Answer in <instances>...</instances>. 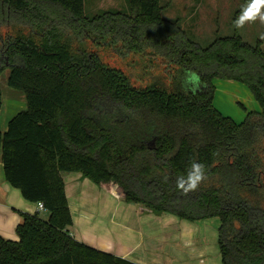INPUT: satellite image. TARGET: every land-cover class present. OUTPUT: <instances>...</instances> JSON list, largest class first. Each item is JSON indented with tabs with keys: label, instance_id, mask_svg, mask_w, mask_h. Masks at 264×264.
<instances>
[{
	"label": "trees",
	"instance_id": "16d2710c",
	"mask_svg": "<svg viewBox=\"0 0 264 264\" xmlns=\"http://www.w3.org/2000/svg\"><path fill=\"white\" fill-rule=\"evenodd\" d=\"M127 2V14L86 17L83 0H0V73L26 103L0 132V163L48 214L0 238V264H134L67 234L62 172L117 186L153 214L217 217L222 264H264V29L252 45L235 29L202 47L162 19L159 0ZM104 47L129 59L126 74L103 63ZM216 79L246 85L260 112L222 116ZM193 160L207 179L184 194L176 178Z\"/></svg>",
	"mask_w": 264,
	"mask_h": 264
},
{
	"label": "crops",
	"instance_id": "0c3cea01",
	"mask_svg": "<svg viewBox=\"0 0 264 264\" xmlns=\"http://www.w3.org/2000/svg\"><path fill=\"white\" fill-rule=\"evenodd\" d=\"M5 95L0 132L26 109L21 92L9 88ZM253 112H260L258 104ZM61 177L71 217L65 230L76 241L134 264H222L219 220L187 223L169 213L153 214L141 204L126 203L117 186L95 185L77 172H62ZM36 212L44 219L48 216L6 182L0 163V238L17 241L22 216Z\"/></svg>",
	"mask_w": 264,
	"mask_h": 264
},
{
	"label": "rangeland",
	"instance_id": "374dc122",
	"mask_svg": "<svg viewBox=\"0 0 264 264\" xmlns=\"http://www.w3.org/2000/svg\"><path fill=\"white\" fill-rule=\"evenodd\" d=\"M83 2L86 17H92L103 11L128 13L127 0H83ZM247 2L248 0H159L162 19L167 21L178 19L180 28L184 29L188 37L202 47H206L215 37L229 36L235 29L245 42L254 44L264 29V25L260 24L258 20L255 23L246 24L241 29L234 28L233 19L237 18L241 8ZM262 48L264 49V45ZM98 56L103 63L120 70L122 73L126 74L131 67L129 59L122 58L114 51L105 49V47L98 53ZM8 73L9 69L0 73L2 99L7 97L5 94L9 89L6 86ZM213 84L212 105L222 116L230 118L235 124H240L246 113L254 111V107L257 110V103L253 100L246 85L229 79H216L213 80ZM140 85L145 86V83ZM115 188L123 198L122 190L119 187ZM117 192L115 193L117 194ZM181 220L187 223L197 222ZM216 220L219 219L217 217L207 219V221H214V223ZM181 228L182 226H179V229Z\"/></svg>",
	"mask_w": 264,
	"mask_h": 264
},
{
	"label": "clouds",
	"instance_id": "9594fccd",
	"mask_svg": "<svg viewBox=\"0 0 264 264\" xmlns=\"http://www.w3.org/2000/svg\"><path fill=\"white\" fill-rule=\"evenodd\" d=\"M257 20L264 25V0H248L241 8L239 15L234 21V26L237 29H241L246 24L255 23ZM261 38L264 39V34L261 35ZM186 83L195 84L197 90L204 84V82L199 81V77L194 73L186 80ZM167 179V177L164 178L165 182H167ZM206 179L205 165L193 160L186 176L176 178V187L182 193L187 194L188 192L196 191Z\"/></svg>",
	"mask_w": 264,
	"mask_h": 264
},
{
	"label": "built area",
	"instance_id": "2783aa9c",
	"mask_svg": "<svg viewBox=\"0 0 264 264\" xmlns=\"http://www.w3.org/2000/svg\"><path fill=\"white\" fill-rule=\"evenodd\" d=\"M37 208L39 211H43V205L41 203H37Z\"/></svg>",
	"mask_w": 264,
	"mask_h": 264
}]
</instances>
